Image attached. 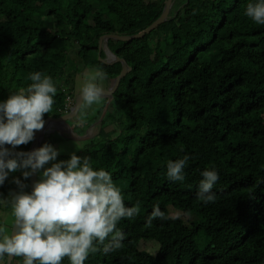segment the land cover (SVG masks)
I'll list each match as a JSON object with an SVG mask.
<instances>
[{
    "label": "trees",
    "instance_id": "obj_1",
    "mask_svg": "<svg viewBox=\"0 0 264 264\" xmlns=\"http://www.w3.org/2000/svg\"><path fill=\"white\" fill-rule=\"evenodd\" d=\"M257 2L174 0L154 31L130 42L107 41L130 68L112 94L126 118L110 131L104 128L111 122L102 119L76 155L91 157L94 170L98 162L108 171L127 207L140 201V213L118 223L122 248L91 254L85 264H264V25L245 15L247 5ZM165 3L0 0V103L41 72L57 88L44 119L62 116L79 94L71 82L80 68L102 70L108 86L120 73V63L99 60L105 57L102 51L98 56L99 37L135 35ZM102 108L89 119L97 121ZM30 143L21 150L6 147L27 152ZM185 155V180L170 181L168 161ZM204 170L219 176L212 189L216 200L207 204L196 196ZM23 171L9 173L0 200L20 192L16 179L29 194ZM155 205L168 219L148 227ZM11 210L10 203H0V212ZM148 243L155 248H142ZM11 264H23V258Z\"/></svg>",
    "mask_w": 264,
    "mask_h": 264
},
{
    "label": "clouds",
    "instance_id": "obj_2",
    "mask_svg": "<svg viewBox=\"0 0 264 264\" xmlns=\"http://www.w3.org/2000/svg\"><path fill=\"white\" fill-rule=\"evenodd\" d=\"M245 15L264 25V0L249 3ZM105 79L102 70L85 72L79 96L82 113L110 95L103 87ZM30 80L27 88H20L0 103V185L10 172L23 169L27 179L56 161L59 155L47 143L32 152L13 151L33 141L35 133L43 130L44 116L52 112L55 103L57 88L50 76L34 72ZM189 159L185 155L168 161L167 178L183 182ZM90 161L91 157L73 153L67 161L52 163L42 172L31 194L24 191L26 185L19 179L14 181L20 192L14 193L10 200H0L11 204L13 217L10 233L6 223L0 225V260L6 257L11 264L13 257H22L23 264H62L68 258L70 264H85L91 254L98 251L108 254L123 247L125 235L118 229V223L138 216L140 201L127 207L112 175L104 169L94 170ZM201 176L197 199L205 204L215 202L212 189L219 179L218 173L204 170ZM156 219H168L159 205L153 207L147 226L151 227Z\"/></svg>",
    "mask_w": 264,
    "mask_h": 264
},
{
    "label": "rangeland",
    "instance_id": "obj_3",
    "mask_svg": "<svg viewBox=\"0 0 264 264\" xmlns=\"http://www.w3.org/2000/svg\"><path fill=\"white\" fill-rule=\"evenodd\" d=\"M102 52L106 55L105 49H103ZM72 58L75 59V55ZM93 70L95 69L88 68V67H82L80 68L79 72L75 74L74 79L71 82L72 83L71 88L76 94L80 93V88L82 87L83 82H84L85 72L87 71L89 72V74H91ZM103 87H108V84L105 80L103 82ZM72 101L73 100H70L69 102L70 108L73 105ZM102 106L103 108L101 109L100 117L98 118V120L97 121L90 120L89 118L91 117V115L95 114V112L98 111L99 107H102ZM79 111L80 112H78V114L80 113L79 115H82L84 117L83 123L79 122L80 119L76 120L77 117L79 116L77 114L72 119L74 122L71 120L74 124H72L71 122L61 123L62 126H58V127L52 126L49 130L46 131L44 139L41 142L42 146L46 143L50 144L56 150H58L59 155L56 161L49 162V164L45 165V169H42L40 172L37 173L38 181L40 180L42 176V172L46 170L48 167H51L52 163H59L60 161H67L73 153L75 154L79 153L82 149V145L84 144L81 141L91 139V137L96 135V132L98 130V123L102 119L105 118L106 122H108V120L111 122L109 123V125L106 126V128H104L105 131H110L112 129L115 130L117 127H122L124 125V121L126 118V114H125L126 112L122 110L121 108H119V105L112 98V95L108 96L99 105H93L91 108L85 109L83 113L81 112V110ZM90 123L91 125L88 126ZM85 133L86 135H84ZM112 135L115 136L114 133H112ZM97 140L99 139L97 138ZM23 147L24 145H20L18 146V149L21 150ZM95 166L98 170L101 169V166L98 164V162L95 163ZM175 211L170 210V215L172 217L176 216V217L183 218L181 214L176 213L177 211L176 212ZM11 213H12V210L10 212H0V225L6 223V226L8 227L9 231L13 223V217ZM203 241H204L203 237L199 238L197 240L198 246H202ZM150 246L155 248V244H152V243H148V245H144L142 246V248L148 250L149 248H151ZM1 262L2 261H0V264Z\"/></svg>",
    "mask_w": 264,
    "mask_h": 264
},
{
    "label": "water",
    "instance_id": "obj_4",
    "mask_svg": "<svg viewBox=\"0 0 264 264\" xmlns=\"http://www.w3.org/2000/svg\"><path fill=\"white\" fill-rule=\"evenodd\" d=\"M174 0H166V3L164 5V8L160 14V16L153 22L151 23L148 27H146L144 30L136 33L135 35L132 36H119L115 34H108V35H102L98 39L97 43V49H98V56L103 49H105L106 55L104 59H99L103 64L105 65H111L114 63H120L121 65V70L118 76L115 78L114 82L110 84L108 87H104V89L110 93L109 96H111L114 92H116L122 85L123 79L125 75L130 71V68L127 66L125 61L123 59H120L116 57L107 47V41L109 39L119 41V42H130L133 39H140L144 37L145 35L149 34L150 32L154 31L159 25L164 23L170 13V9L172 7ZM79 96L80 93L77 95L72 107L70 110L66 113H64L62 116L57 117V118H52V117H47L45 118V126L43 130L38 131L35 133L34 140L31 141L29 149L27 152H32L40 148L41 142L44 139L45 133L47 130H49L51 127L47 128V125L50 123H66L68 121H71L79 112L80 107H79ZM58 127V126H57ZM29 171H31L29 169ZM38 182L37 178V173H34L32 176L29 177V194L34 190V185L35 183ZM11 232V229H10ZM14 258V257H13ZM12 258V260H13ZM12 262V261H11ZM5 264H9V261L6 258Z\"/></svg>",
    "mask_w": 264,
    "mask_h": 264
},
{
    "label": "bare ground",
    "instance_id": "obj_5",
    "mask_svg": "<svg viewBox=\"0 0 264 264\" xmlns=\"http://www.w3.org/2000/svg\"><path fill=\"white\" fill-rule=\"evenodd\" d=\"M52 126H62V124L50 123V124L47 125V128L52 127Z\"/></svg>",
    "mask_w": 264,
    "mask_h": 264
},
{
    "label": "crops",
    "instance_id": "obj_6",
    "mask_svg": "<svg viewBox=\"0 0 264 264\" xmlns=\"http://www.w3.org/2000/svg\"><path fill=\"white\" fill-rule=\"evenodd\" d=\"M79 118H81L82 120L84 119V117L82 116V115H80V117ZM77 124V123H76Z\"/></svg>",
    "mask_w": 264,
    "mask_h": 264
},
{
    "label": "built area",
    "instance_id": "obj_7",
    "mask_svg": "<svg viewBox=\"0 0 264 264\" xmlns=\"http://www.w3.org/2000/svg\"><path fill=\"white\" fill-rule=\"evenodd\" d=\"M67 107L70 108V103H68ZM69 110H70V109H69Z\"/></svg>",
    "mask_w": 264,
    "mask_h": 264
}]
</instances>
